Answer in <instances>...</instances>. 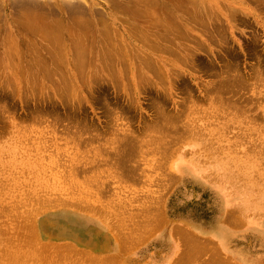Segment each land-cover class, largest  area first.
<instances>
[{
	"label": "rangeland",
	"instance_id": "rangeland-1",
	"mask_svg": "<svg viewBox=\"0 0 264 264\" xmlns=\"http://www.w3.org/2000/svg\"><path fill=\"white\" fill-rule=\"evenodd\" d=\"M190 2L210 4L223 37L211 41L178 17ZM176 27L187 39L176 38ZM46 28L62 38L53 58ZM101 30L122 41L113 71L96 54ZM76 36L94 45L83 71L71 62ZM59 71L72 83L66 92ZM156 195L165 225L162 217L160 229L139 242L134 234L129 252L119 251V234L134 233ZM237 207L233 218L243 224L236 219L235 228L224 219ZM178 225L198 235L191 264H264V3L0 0V263L61 264L51 247L69 243L83 254L64 264H96L106 244L117 247V264H178ZM210 244L217 251L207 254ZM23 249L34 255L6 260Z\"/></svg>",
	"mask_w": 264,
	"mask_h": 264
},
{
	"label": "bare ground",
	"instance_id": "bare-ground-1",
	"mask_svg": "<svg viewBox=\"0 0 264 264\" xmlns=\"http://www.w3.org/2000/svg\"><path fill=\"white\" fill-rule=\"evenodd\" d=\"M201 1H203V0H201ZM250 2H257L258 4L259 3H264V0H249ZM194 2V1H193ZM195 2H199V1H195ZM186 3V2H185ZM191 4H188L187 3V5L186 6H184L183 4L182 5H180L181 7H182V9H181V11L180 12H178V17H179V14L181 13V14H183V15H185L186 16V20L187 21H189V22H191L192 24V26L193 27H196V28H198V29H200V30H202V31H208V32H206V34H207V36H208V38H209V40H215L216 39V37L214 38L213 37V35L214 36H216L217 35V33H219V35L221 36V37H223V32L221 31V30H219L220 29V27L218 28V29H216V27L214 26V23H212V19H213V17H212V14L211 13H213L212 11L213 10H211L212 8H211V6H210V4H208L209 5V7H205V8H198L197 6L198 5H196V3H192V2H190ZM200 3V2H199ZM206 3H207V1H206ZM202 5V4H201ZM207 5V4H206ZM224 7V6H223ZM180 10V9H179ZM207 12L209 13L208 15H207ZM167 13V12H166ZM207 16V17H206ZM163 17H167L169 20H171V18H172V15L171 14H169V12L167 13V14H163ZM206 17V18H205ZM231 17V16H230ZM198 18H200V19H206V21H205V23H202V22H200L199 20H198ZM233 19V18H232ZM165 22H166V24H169V22L168 21H166L165 20ZM195 25V26H194ZM31 29H33V28H31ZM145 29V28H144ZM45 30H47V32H46V34L42 37L43 39H44V47H45V49L50 53V55H51V58H53L54 56V54H56L57 56H58V53H59V51H60V45L58 46L57 45V43L59 42V41H61L62 40V38H61V35H60V33H59V31H57L56 32V30L54 29V28H51V29H48V28H46ZM145 31H149L148 29H145ZM145 31H139V30H137V29H132V32L134 33V34H136V35H140V34H142V33H145ZM174 32H175V36H176V38H178L179 39V41L180 40H184V39H187V36H186V33L182 30V29H179V28H177L176 27V29L174 30ZM112 33H114V32H112ZM41 34H42V32H41ZM216 34V35H215ZM192 36H195V35H193L192 34ZM191 36V37H192ZM220 37V38H221ZM96 39H98V40H96V54L99 56V59H100V62H101V64L104 66V67H107L108 69H110L111 71H113V68L115 67L114 66V63H115V54L116 53H118V56H119V51H120V49H121V47H122V45H121V43H122V41L119 39V37L116 35V33L113 35V36H110L109 34H108V31H106V30H101V32H100V35L96 38ZM192 40H194V39H192ZM73 44H72V46H73V49H74V56H75V58L74 59H72L71 60V62L74 64V66H75V68H80V70L81 71H83V68H84V65H85V57H86V55L90 52V51H92V47L94 46L93 45V43H91V42H88V41H84V38H81L80 36H76V38H74V41H71ZM175 42V41H174ZM174 42H172L173 44H174ZM29 44V43H28ZM181 44V43H180ZM175 45H178V44H176L175 43ZM124 46V45H123ZM191 46V45H190ZM181 49H185V51H189L190 52V48H189V46H187L186 44H183V42H182V45H181ZM193 47V46H192ZM32 48V47H31ZM171 48V47H170ZM180 48V47H179ZM183 49V50H184ZM193 49V48H192ZM175 50V49H174ZM177 51V50H176ZM175 51V52H176ZM179 53H181V52H179ZM189 54V53H188ZM190 57H191V55H189ZM120 57V56H119ZM189 57V58H190ZM28 59V58H27ZM33 60V59H32ZM121 60V59H120ZM13 63H14V61H12ZM29 62V61H28ZM43 62L44 61H42V62H40L42 65H43ZM36 63V62H35ZM122 63V62H121ZM125 63V62H124ZM37 64V63H36ZM106 68V69H107ZM61 69H62V67H61ZM154 69V68H153ZM155 71H158V70H156L155 69ZM59 73H60V76H61V79H62V83H60V85L61 86H63V88L65 89V92L69 89V88H71L72 87V83H71V81H70V79H68V77H64L65 76V73H63V72H60L59 71ZM68 76V75H67ZM72 79V78H71ZM71 91V90H70ZM70 91H69V93H70ZM237 114V113H236ZM236 114H234V115H236ZM167 123H168V121H166ZM163 127V126H162ZM164 128H165V126H164ZM163 131V130H162ZM165 131V130H164ZM160 140V139H159ZM163 140V139H162ZM165 141V140H164ZM158 142V141H157ZM162 142V141H161ZM136 143V142H135ZM159 143H160V141H159ZM134 144V143H133ZM162 144V143H161ZM164 144L166 145V143L164 142ZM164 145V146H165ZM167 145H168V143H167ZM130 147H132V145H130ZM133 147H136V146H134L133 145ZM162 148H163V144H162ZM165 148H167V147H164V151L166 150ZM160 149V148H159ZM159 149H157V150H159ZM136 149H134V151H135ZM156 150V151H157ZM163 151V152H164ZM167 151V150H166ZM133 152V151H132ZM132 152H130L131 154H132ZM129 153V154H130ZM162 154H164V153H162ZM168 155H169V153H167ZM136 154H134L133 155V157L135 156ZM165 155V154H164ZM167 155V156H168ZM132 156V155H131ZM162 156V155H161ZM164 157V156H163ZM170 157V156H169ZM168 157V158H169ZM129 158H130V155H129ZM129 158H128V160H129ZM132 158V157H131ZM167 158V159H168ZM158 160V159H157ZM163 160H164V162H165V159L163 158ZM162 162V160H159V161H156V162ZM163 162V164L165 165L166 163H164ZM158 164V163H157ZM156 164V165H157ZM162 164V165H163ZM170 164V163H169ZM160 165H161V163H160ZM164 165H163V167H164ZM133 166V165H132ZM158 167H159V164L157 165ZM131 169L133 168V167H131V166H129ZM129 167H128V169H129ZM138 167V166H137ZM137 167L135 168L134 167V169H137ZM157 167V168H158ZM162 167V166H161ZM168 167L170 168V165H168ZM160 168V167H159ZM138 169H139V167H138ZM177 170H179L181 173H186V171L187 170H190V164H188V165H180L179 166V169H177ZM130 171H132V170H130ZM129 171V172H130ZM134 172H136V170L134 171ZM133 172V174H135ZM174 174V173H173ZM175 175V174H174ZM173 175L171 174V177H172ZM170 177V176H169ZM172 179H176V176L174 177L173 176V178H171L170 180H172ZM176 181V180H175ZM157 197L158 198H160V199H157ZM151 199V198H150ZM156 199L158 200V201H156L155 200V204H154V206L152 207V205H153V201H154V199L151 201V203H152V205L151 206H149V207H147V208H145V211H144V209H143V213H144V218L143 219H141V216L140 215H142V213L139 215V213H137L139 216H140V218L138 217V215H137V217L139 218V219H141L140 221L138 220V225L139 226H137L138 227V230H137V227H133V229H135L134 230V233L133 234H128V233H126V234H121L120 233V231H119V238L118 239H120V244L117 246L118 247V250L119 251H123L124 253L126 252V253H128L129 252V245H130V247H131V245H132V242H130L131 241V239L132 238H134V234H137L136 235V237L135 238H139L138 240H137V242H139L140 240H142V239H144L145 237H146V235L148 236V234L149 233H151V231L152 230H154V229H156L157 230V228L158 229H160V227L162 226V225H165V222H166V220H165V218H164V214H163V209H162V199H161V197L160 196H157L156 195ZM111 201V200H110ZM145 201H148V200H145ZM150 201V200H149ZM148 201V202H149ZM143 204H144V202H142ZM146 203V202H145ZM150 203V202H149ZM149 203H146V206H147V204H149ZM150 203V204H151ZM46 204H47V202H46ZM62 204V203H61ZM64 204V203H63ZM149 204V205H150ZM143 206V205H142ZM145 206V205H144ZM145 206V207H146ZM165 206V205H164ZM41 207H44V204H43V206H41ZM49 207V206H48ZM140 208H142V207H140ZM155 208V209H154ZM46 209V208H45ZM153 209H154V214H153ZM38 210V209H37ZM39 210H41L40 208H39ZM44 210V209H43ZM37 213H38V211H37ZM145 213H146V215H145ZM241 213H242V210L241 209H239L238 207L235 209V208H231V209H227V212L225 213V215H226V219H224L225 220V222L228 220L229 221V223L230 222H233L232 223V226H234L235 228H236V226L235 225H238V223H239V226L238 227H240V223H241V221L238 219V217L241 215ZM107 214V213H106ZM131 214V213H130ZM130 214L129 215H127V218H128V216H130ZM136 214V213H135ZM153 214V217L152 218H149L151 215ZM111 215H113V214H111ZM117 215H120V213L119 214H117ZM131 215H133V214H131ZM150 215V216H149ZM234 215H237L238 217L237 218H233V216ZM110 216V215H109ZM136 216V215H135ZM143 216V215H142ZM34 216H32V218H33ZM114 217V216H113ZM158 218V217H160V219H157V220H155V218ZM162 217H163V223H162ZM167 217V216H166ZM45 218H47V217H45ZM44 218V219H45ZM104 218V217H103ZM105 218H106V216H105ZM104 218V219H105ZM137 218V219H138ZM224 218V217H223ZM240 218V217H239ZM31 219V218H30ZM34 219H35V217H34ZM108 219V218H107ZM112 219H114V218H112ZM119 219V218H118ZM130 219H135L136 220V217H134V218H130ZM236 219H238L239 220V222L237 223V224H234V223H236L235 221H238V220H236ZM109 220V219H108ZM134 220V221H135ZM235 220V221H234ZM28 221V220H27ZM31 220H29L28 222H30ZM116 221V220H115ZM132 221V220H131ZM133 221V222H134ZM168 221V220H167ZM227 221V222H228ZM34 222V221H33ZM114 222V221H113ZM117 222V221H116ZM221 222V221H220ZM226 222V223H227ZM35 223V222H34ZM115 223V222H114ZM162 223V225H159V224H161ZM109 224V223H108ZM134 224V223H133ZM135 224H136V222H135ZM231 224V223H230ZM229 224V226H231ZM243 224V221H242V223H241V225ZM28 225V224H27ZM40 226H41V223H40ZM111 226V225H110ZM116 225L114 224L113 225V228L115 227ZM142 226H143V228H142ZM26 227H28V229L29 230H34V226H33V224H30L29 223V225L28 226H26ZM112 227V226H111ZM112 228V229H113ZM116 228V227H115ZM142 228V229H141ZM174 231L171 233V235H172V237L173 238H176L177 239V241L178 240H181L182 241V244H183V242H184V248H185V245L187 246L186 248L187 249H182V251L183 250H185L184 252L185 253H179V254H181L180 255V257H179V255H178V259L180 258V262L178 263V264H185V263H188V261H189V259H190V264H191V258L193 257V259L192 260H196L197 259V261H198V259H199V251L198 250H200V248H199V245L197 244V241H196V237H195V235L196 236H198L197 234H193L194 232H192L190 229H188L187 227H185V226H183V225H178V226H175V228L173 229ZM114 231H116L115 229H114ZM33 232H35V230L33 231ZM155 232V231H154ZM154 232H152V233H154ZM219 232H221V231H219ZM28 233V232H27ZM118 233V232H117ZM132 233V232H131ZM31 234H32V232H31ZM155 234V233H154ZM27 235V234H26ZM34 235H35V233H34ZM115 235H117V234H115ZM233 235H234V233H233ZM29 236V235H28ZM27 236V237H28ZM229 236V235H228ZM16 237V236H15ZM114 238V237H113ZM199 239H201V237H198ZM198 238H197V240H198ZM205 238V237H204ZM7 239V238H6ZM8 239H9V237H8ZM8 239L6 240L7 242H8ZM16 239V238H15ZM17 239H18V237H17ZM209 239V238H208ZM212 239V238H211ZM225 239V237L223 236L222 237V240H224ZM229 239H231V236H230V238ZM202 240V239H201ZM35 241H36V239H35ZM117 241V240H116ZM195 241H196V244H195ZM208 242H210V239L209 240H207ZM206 241V242H207ZM15 242V241H14ZM14 242H11V244H13ZM115 242V241H114ZM214 242V241H213ZM9 243H10V241H9ZM18 243H20V242H18ZM26 244H27V242H25ZM68 243V242H67ZM203 243V242H202ZM214 243H216V242H214ZM35 244V243H34ZM52 243L50 242V245H51ZM57 244V243H56ZM63 244H64V242H63ZM116 244V243H115ZM200 244V243H199ZM203 244H205V242L203 243ZM36 245V244H35ZM34 245V246H35ZM181 245V244H180ZM37 246V245H36ZM52 246V245H51ZM50 246V247H51ZM201 246H202V244H201ZM211 246V244L209 245V247ZM217 246V245H216ZM225 246V245H224ZM23 247V246H22ZM29 247V246H28ZM76 248H74V246H72V244H66L65 246H62V247H58V246H53V247H51V249H53V252L54 253H51V255H53V257L55 258H60V260H61V262L64 264V262H65V259H67V257L69 258L71 255H75V262H77L76 261V256H78V257H81V255L83 254V251L82 250H80L81 248H79L77 245L75 246ZM117 247H115V246H111V245H109V244H106V245H104L103 247H101V249H99L98 250V252L96 253V264H117V260H118V257L116 256V254H113L112 253V251L115 249L116 250V248ZM208 247V248H209ZM211 247L214 249H212L211 250ZM210 248H209V251H208V249H206L205 250V252L206 251H208V253L207 254H209L210 253V250L212 251V253H213V251H215L217 248L215 247V246H213V244H212V246H211ZM215 247V248H214ZM218 247V246H217ZM24 248V247H23ZM36 248V247H35ZM38 248V247H37ZM49 248V247H48ZM219 248V247H218ZM226 248V247H225ZM228 249H231V248H228ZM233 249V248H232ZM1 250V249H0ZM36 250V249H35ZM39 250V249H38ZM44 250V249H43ZM187 250V251H186ZM37 251V250H36ZM48 251V250H47ZM52 251V250H51ZM217 251V250H216ZM219 251V250H218ZM6 252V251H5ZM18 252H19V254H18ZM18 252H11V251H8V252H6V260H7V257L9 256L10 258L8 259V260H11V262H15L20 256H26V255H28V256H33L34 255V253H33V255L32 254H30V252L29 251H27V249L25 250V249H23V251H18ZM188 252H193V254L196 256L195 258H194V255H192V254H190V255H188L187 253ZM201 252H202V250H201ZM204 252V251H203ZM203 252H202V255H206L207 256V254H203ZM204 252V253H205ZM1 253V252H0ZM45 253V252H44ZM49 253V254H50ZM85 253H86V251H85ZM215 253L216 252H214V255H215ZM219 254H221V251H219L218 252ZM38 254H40V253H38ZM46 254V253H45ZM44 254V255H45ZM42 255H43V253L39 256V257H42ZM88 255V254H87ZM92 254H90V256H91ZM95 255V254H94ZM119 255V254H118ZM197 255H198V258H197ZM1 256V255H0ZM89 256V255H88ZM225 256V255H224ZM3 257V256H2ZM22 257H21V259H22ZM52 257V258H53ZM83 257V256H82ZM120 257V256H119ZM208 257H210V256H208ZM212 258H213V256H211ZM210 257V258H211ZM215 257H216V259H217V256H214V259H215ZM223 257V256H222ZM27 258V257H26ZM29 258V257H28ZM71 258H73V256L71 257ZM85 258H86V255H85ZM91 258V257H90ZM122 258H123V256H122ZM204 259H203V261L205 260V257H203ZM218 258H220L221 259V256H219ZM230 258V257H229ZM229 258H227L226 260L228 261V263L230 262V259ZM34 259V258H33ZM41 259V258H40ZM45 259V258H44ZM78 259V258H77ZM92 259V258H91ZM177 259V260H178ZM27 260H29V259H27ZM38 260V259H37ZM46 260H47V258H46ZM50 260H51V262L53 263H55V260L56 259H51L50 258ZM60 260H58V261H60ZM69 260V259H68ZM81 260V259H80ZM87 260H88V258H87ZM120 260V259H119ZM176 260V259H175ZM176 260V261H177ZM201 262H202V256H201ZM200 260H199V262H200ZM210 260V262H211V259H209ZM208 260V261H209ZM213 260V259H212ZM219 260V259H218ZM22 261V260H21ZM44 261V260H43ZM57 261V260H56ZM24 262V261H23ZM28 261H26V263H27ZM60 262V263H61ZM178 262V261H177ZM177 262H175V263H177ZM194 262V261H193ZM192 262V263H193ZM212 262H214V260L212 261ZM226 261H224V264H227V263H225ZM45 264H46V261L44 262ZM48 263V262H47ZM53 263V264H54ZM61 263V264H62ZM173 263V262H172ZM188 263V264H189ZM202 263H205V262H202ZM1 264V263H0ZM7 264V263H6ZM14 264V263H13ZM15 264H17V263H15ZM21 264V263H20ZM32 264V263H31ZM67 264H68V262H67ZM72 264H74V262H72ZM76 264V263H75ZM196 264V263H195ZM197 264H198V262H197ZM200 264V263H199ZM207 264V263H206ZM229 264H232V263H229ZM234 264H236V263H234Z\"/></svg>",
	"mask_w": 264,
	"mask_h": 264
}]
</instances>
